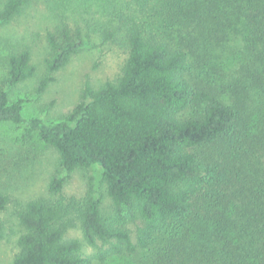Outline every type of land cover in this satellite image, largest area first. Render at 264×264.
<instances>
[{
	"label": "trees",
	"instance_id": "1",
	"mask_svg": "<svg viewBox=\"0 0 264 264\" xmlns=\"http://www.w3.org/2000/svg\"><path fill=\"white\" fill-rule=\"evenodd\" d=\"M32 2L1 0L0 22ZM131 3L97 28L127 51L120 76L87 81L63 121L26 117L24 100L11 101L37 73L31 46L3 58L0 124L54 148L65 171L100 167L114 206L104 212L93 184L68 196L53 176L46 195L15 212L24 231L12 264H92L67 237L77 225L101 264L148 250L150 264H264V0ZM46 37L39 92L90 35L63 18ZM12 202L0 187V239Z\"/></svg>",
	"mask_w": 264,
	"mask_h": 264
},
{
	"label": "rangeland",
	"instance_id": "2",
	"mask_svg": "<svg viewBox=\"0 0 264 264\" xmlns=\"http://www.w3.org/2000/svg\"><path fill=\"white\" fill-rule=\"evenodd\" d=\"M131 11H134L131 0H33L11 23L0 22V83L5 76L3 58L9 51L29 44L37 66L33 77L11 89V101L24 100L26 117H40L47 123L63 121L81 100L87 81L98 88L120 76L127 51L119 41L105 42L97 28L111 18L118 22L115 15L122 16ZM62 17L73 28H82L85 37L87 34L90 37H86V47L56 72L55 80L44 92H39L46 59L51 54L46 35ZM53 176L65 179V194L68 196L83 197L93 184L97 194L103 197L104 212L111 214L114 211L113 202L101 182L100 167L93 165L65 171L59 165V155L54 148L25 138L23 131L15 127L0 124V187L13 198L7 211L1 215L6 229L0 239V264H12L19 250L18 239L24 228L15 212L23 203L46 195ZM67 237L79 239L82 254L91 257L92 264H101L95 257L97 249L88 243L80 225L71 228ZM149 255L152 250L113 256L107 264H150Z\"/></svg>",
	"mask_w": 264,
	"mask_h": 264
}]
</instances>
